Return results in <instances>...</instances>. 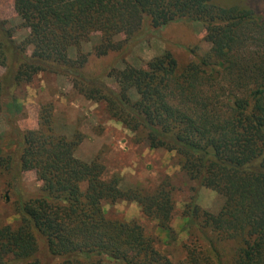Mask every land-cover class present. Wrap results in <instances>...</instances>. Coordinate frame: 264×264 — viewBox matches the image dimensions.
<instances>
[{
  "label": "trees",
  "instance_id": "trees-1",
  "mask_svg": "<svg viewBox=\"0 0 264 264\" xmlns=\"http://www.w3.org/2000/svg\"><path fill=\"white\" fill-rule=\"evenodd\" d=\"M12 1L28 34L17 45L0 20V99L40 74L69 76L133 142L172 153L183 176L223 204L213 214L191 197L179 209L169 177L149 189L122 190L118 176L104 178L99 158L75 157L81 135H57L51 105L42 106L36 128L12 125V140L0 148V176L8 178L6 201L16 218L0 225V264H264V10L211 0ZM177 22L200 24L209 52L181 71L168 52L145 71L115 66L146 27ZM111 58L103 70L90 69L91 61ZM28 172L41 184L37 194L15 187ZM117 203L136 205L169 241L138 221L110 216L104 206ZM176 221L187 233L177 259L166 253ZM224 243L234 245L228 260Z\"/></svg>",
  "mask_w": 264,
  "mask_h": 264
},
{
  "label": "rangeland",
  "instance_id": "rangeland-1",
  "mask_svg": "<svg viewBox=\"0 0 264 264\" xmlns=\"http://www.w3.org/2000/svg\"><path fill=\"white\" fill-rule=\"evenodd\" d=\"M213 4L223 7H243L255 5L264 10V0H211ZM255 4V5H254ZM0 20L4 28L14 31L13 41L20 44L28 31L22 28V23L14 11L12 0H0ZM205 31L200 24L177 22L160 30L146 27L139 39L129 46L127 53L115 60V66L122 69L124 64L145 71L146 65L154 58L168 52L181 71L187 65L195 62L209 52L210 45L205 42ZM97 42L94 36L90 43L83 45V52L88 53L91 46ZM30 54V53H29ZM74 55L71 54V57ZM112 60L91 61L90 69L98 71ZM97 71V72H98ZM6 70L0 67V76ZM109 88L117 90L116 84L106 80ZM51 105L52 125L57 135L72 140L75 134L82 137V142L75 151V157L83 162H91L99 158L105 168L104 178L107 180L118 176L120 188L141 187L149 189L156 186L165 177L171 179L175 188L174 200L181 209L191 197L202 209L217 213L223 204V199L204 188H198L189 182L174 162V155L163 151H152L144 144L132 141V134L122 125L112 120L106 112L104 104H97L80 96L73 88V80L69 76L57 74H40L32 83L20 88L7 90L0 99V148L6 147L12 140V125L20 131L36 128L39 109ZM8 178L0 176V225L13 224L10 202L6 201ZM18 190L37 194L41 184L33 172L24 173L20 177ZM13 197V195H12ZM14 198V197H13ZM105 211L113 218L123 221H138L149 234H156L162 242L169 241L167 235L159 233L153 224L144 220L139 208L134 204L117 203L104 206ZM176 241L171 243L166 253L177 259L181 256L180 244L187 240V233L182 221H176L173 226ZM234 245L224 243L220 249L226 259L232 257ZM103 264H119L103 260Z\"/></svg>",
  "mask_w": 264,
  "mask_h": 264
}]
</instances>
